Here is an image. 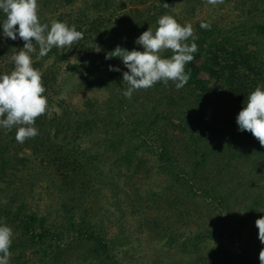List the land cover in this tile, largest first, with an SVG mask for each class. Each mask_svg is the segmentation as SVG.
I'll return each instance as SVG.
<instances>
[{
	"label": "trees",
	"instance_id": "16d2710c",
	"mask_svg": "<svg viewBox=\"0 0 264 264\" xmlns=\"http://www.w3.org/2000/svg\"><path fill=\"white\" fill-rule=\"evenodd\" d=\"M224 2L244 17L204 19L193 25L199 50L186 65V72H191L188 83L177 90L172 81L167 86L157 82L128 99L122 94L128 87L123 82L128 69L122 59H106V49L97 61L84 62V56L105 39L113 41V49L119 45L143 51L136 39L149 27L155 31L162 15L176 18V2L38 0L41 23L50 25V15L55 14L54 21L74 25L84 36L71 49L53 47L37 58V46L32 54L33 66L43 73L49 103L48 113L35 122L39 135L21 144L15 139L16 128L0 127V183L10 192L0 203V225L13 229L9 264H69L73 255L85 264L109 262L113 250L129 239L126 236L116 243L119 238L103 226L100 211L108 221L107 213L114 217L119 232L130 216L136 220V232L146 228L156 240L164 237L175 242L176 237L185 236L182 250L196 257L180 264H260L263 245L257 251L246 247L235 257L216 241L239 237L250 216L264 205L260 192L235 194V187L264 176V146L251 132L239 130L236 122L250 93L264 86V18L253 15H264V0ZM67 7L70 12L59 10ZM190 11H195L193 5ZM92 12L94 17H90ZM5 18L0 11V22ZM201 21H210V29L201 28ZM23 45L18 35L16 40L5 37L0 24V75L14 69L10 57ZM171 55L163 53L165 58ZM71 56L76 61H69ZM63 63L79 77L80 87L108 92L105 100L88 97L84 109L70 108L60 96L66 80ZM110 65L121 71L109 70ZM100 126L103 136L92 147L84 146ZM25 148L31 150L30 155ZM103 148L114 155L116 175H123L125 181L107 179L101 166ZM32 156L35 177L51 176L58 193L71 200L61 202L64 222L40 213L29 198L32 188L22 189L23 172L32 169ZM249 198L246 216L235 224L232 208ZM192 226L199 228L193 231ZM213 240L212 248H200Z\"/></svg>",
	"mask_w": 264,
	"mask_h": 264
},
{
	"label": "clouds",
	"instance_id": "9594fccd",
	"mask_svg": "<svg viewBox=\"0 0 264 264\" xmlns=\"http://www.w3.org/2000/svg\"><path fill=\"white\" fill-rule=\"evenodd\" d=\"M207 3L218 5L224 0H207ZM0 11L6 17L0 22L4 36L16 40L18 35L24 41L23 48L10 57L14 69L0 75V127L9 131L16 128L15 139L23 144L39 135L35 122L49 111L43 73L33 66L32 54L37 52V46V58L46 56L53 47L71 49L83 39L84 33L64 22L41 23L38 0H0ZM200 27L210 29L211 22L201 21ZM197 39L191 23L181 25L174 16L165 14L158 18L155 31L149 27L136 39L135 43L143 51H129L118 45L105 58H120L128 69L123 72V82L128 87L122 93L128 99L134 92L150 89L157 82L167 86L172 81L179 90L190 80L191 72L185 68L195 60L194 54L199 50ZM166 51L172 53L170 58L163 56ZM109 70L121 71L111 65ZM236 122L239 130L251 132L264 146V86H257L250 93ZM255 223L258 238L264 244V217ZM12 243L13 229L0 225V264H9ZM259 260L264 264V249L259 253Z\"/></svg>",
	"mask_w": 264,
	"mask_h": 264
},
{
	"label": "rangeland",
	"instance_id": "374dc122",
	"mask_svg": "<svg viewBox=\"0 0 264 264\" xmlns=\"http://www.w3.org/2000/svg\"><path fill=\"white\" fill-rule=\"evenodd\" d=\"M88 4L92 0H87ZM112 1H118V0H110ZM126 2L128 0H125ZM176 3L173 7L174 14L176 15V19L181 25L191 23L192 25H195L197 21L199 20H209L212 18H220V20L225 21H231L233 18H240L239 15L243 14L233 5L228 4L227 2H224L222 4L218 5H211L207 3V0H174ZM81 3L76 2L73 6L72 11L75 10L77 6H79ZM193 5L195 11H190V6ZM61 12L69 11L67 8H60ZM109 10V9H107ZM105 10V12H107ZM70 12V11H69ZM74 13V12H73ZM95 12H92L90 17H94ZM96 15V14H95ZM255 18H264V15H261L258 12H255L253 14ZM55 14L50 15V19L53 22L55 20ZM119 36L118 38H120ZM106 42L102 44H96L93 45V49L90 50V52L84 56V62H89L91 60L97 61L102 54V51L106 49L108 52H111L113 50V47L110 45L113 41H109L105 39ZM119 40V39H118ZM109 46V47H108ZM99 50V51H98ZM144 50V49H143ZM69 61L73 62L76 61L75 58H72V56L69 58ZM66 63H63L61 65V72L64 75L65 74V82L63 85V88L60 92V96L63 97L68 104L70 105V108H78L80 110L83 108V102L86 98L92 97L96 98L100 101L105 100L108 92H106L104 89H88L80 87L79 85V77L75 74H73L70 70L65 69ZM205 78H207L206 75H203ZM212 81H210V84ZM138 106V103H136ZM103 127H98L97 131L88 137L84 141V146H93L94 143L99 139V137L103 136ZM100 151L104 154L103 162H102V168L105 172V175L107 179L109 176L119 178V182L125 181V178L123 175H119L117 177V169L114 165V155L107 149L103 148ZM25 153L30 155L31 150L29 148H25ZM31 161L29 162V167H32V169L27 168L23 172L22 177V189L24 188L26 191H28L30 188H32L31 196L29 197L31 200V203L34 207H37L40 213H48L50 215V218L53 219V221L57 222H64L63 213L61 211V202H71L69 197H64L62 194L58 193L57 187H55V184L53 183V180L50 178L51 176L46 175H39V178L37 179L35 176L37 175V172L35 171V160L34 157H31ZM110 168L113 169L112 172H108ZM246 171V170H244ZM243 171V172H244ZM28 179V184L31 183V185L28 186L26 183ZM35 179V180H34ZM253 181L248 180L247 185L235 187V194L240 195L241 191H247L248 196H253L256 192H260L264 195V176L261 178L259 175L252 177ZM27 184V185H26ZM123 184V183H122ZM144 186H146L144 184ZM25 192V191H24ZM108 192V191H106ZM9 189L5 187L4 183H0V203H3L7 200V196L9 194ZM122 194V191L119 192V195ZM239 198V197H238ZM251 202V198L246 199L244 201L238 202V205H235L232 208V211L230 215H232L231 221H233L235 224H239L240 218L246 216L245 211V205L247 203ZM107 204V203H106ZM105 204V205H106ZM110 207V204L107 205ZM117 213V212H115ZM226 214L228 211L225 212ZM103 219L102 224L105 227H108L111 235L112 233H116V238L118 237V242H123L125 240L124 238L128 237V241L126 243L122 244V246H118L117 250H113L114 257L109 262L105 261V263L102 264H115V262L121 261L120 264H180L183 261L187 260H193L196 255L194 252L191 253H185L181 248V242L183 241V237H176L177 241H167L166 238H162L161 240H156V236L154 234L147 232V229L145 228L142 233H138L135 231V223L136 220L130 216H126V223L122 226L121 231L119 232L118 224H115L114 217L110 215V213H107V215L110 217V220L108 221L106 219V216L104 213L100 211V214ZM260 217H264V205L262 207H259L258 211L255 212L253 215L250 216V218L247 220L246 225L243 227L242 232L239 237H235L233 240H230L229 238H222L219 240H216L220 243L219 247H224L225 250L230 251L232 255H235V257H238L237 255L242 254L244 248H250V251H257L259 250L258 246L262 247L264 244H262L258 238V228L256 226V220ZM206 227H210V224H204ZM199 227L192 226L191 230L195 231ZM192 233V232H191ZM186 235H190L189 233H186ZM113 236V235H112ZM127 236V237H126ZM216 241H209L206 245L201 246L202 247H209L212 248V244H215ZM262 249V248H261ZM245 255V254H244ZM89 261V260H88ZM95 262V261H94ZM236 263V262H235ZM69 264H85V262H82L81 260L77 259L75 255H73L70 259ZM117 264V263H116Z\"/></svg>",
	"mask_w": 264,
	"mask_h": 264
}]
</instances>
